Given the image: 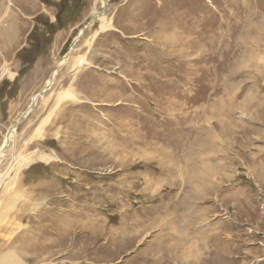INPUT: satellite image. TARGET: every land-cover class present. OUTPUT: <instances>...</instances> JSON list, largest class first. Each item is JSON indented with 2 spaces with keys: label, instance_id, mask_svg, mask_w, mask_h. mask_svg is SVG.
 I'll use <instances>...</instances> for the list:
<instances>
[{
  "label": "rangeland",
  "instance_id": "obj_1",
  "mask_svg": "<svg viewBox=\"0 0 264 264\" xmlns=\"http://www.w3.org/2000/svg\"><path fill=\"white\" fill-rule=\"evenodd\" d=\"M49 6L12 54L0 37L2 247L27 264H264V0Z\"/></svg>",
  "mask_w": 264,
  "mask_h": 264
},
{
  "label": "crops",
  "instance_id": "obj_2",
  "mask_svg": "<svg viewBox=\"0 0 264 264\" xmlns=\"http://www.w3.org/2000/svg\"><path fill=\"white\" fill-rule=\"evenodd\" d=\"M47 1L48 4H46L44 0H0V19L3 17L6 19V22L0 28V37L3 39L2 43H4V47L6 49L11 48V50H5V53L10 54L18 48L19 43L21 42V37H23L22 33L26 31L24 30V24L27 21L26 15L29 14V21H32L34 26L35 16L40 14L41 10L45 12L48 9L49 13L55 12V7L52 8L49 5L53 3L54 6V4L60 0ZM51 19L53 20V18ZM28 32L29 34L32 33L31 30ZM28 32L25 33V35H27ZM16 53L17 51L13 54L15 55ZM16 255V250H9L7 245L2 247L0 243V264H27L21 261V259Z\"/></svg>",
  "mask_w": 264,
  "mask_h": 264
},
{
  "label": "bare ground",
  "instance_id": "obj_3",
  "mask_svg": "<svg viewBox=\"0 0 264 264\" xmlns=\"http://www.w3.org/2000/svg\"><path fill=\"white\" fill-rule=\"evenodd\" d=\"M103 3H104V5H106V2H104L103 1ZM97 14V13H96ZM95 14V15H96ZM94 15V16H95ZM99 20L102 22V24H104V21H105V18H103L102 17V15H100L99 14ZM97 17V18H98ZM96 18V17H95ZM94 18V19H95ZM93 19V20H94ZM93 25V24H92ZM89 27V26H88ZM112 27L109 25V26H104V25H102V29L103 30H107V29H111ZM82 33V32H81ZM77 63H78V61H77ZM63 64V61H61V62H59L58 63V66L59 65H62ZM6 72H8V70L7 69H4L3 70V73L5 74ZM57 74H58V69L56 68L54 71H53V73L51 74V76H50V78L48 79V81H47V83H46V86L43 88V90L39 93V94H36V95H34V97L32 98V101H31V103H30V106H29V108H28V111L22 116V119H24L30 112H31V109L37 104V102H38V100L40 99V98H42V97H44V95L46 94V92L51 88V86L53 85V83H54V79H55V77L57 76ZM2 76H4V75H2ZM104 90H102V92H103ZM105 92V91H104ZM104 93H102V95H103ZM110 98V100L111 101H113L114 100V98L115 97H112V96H110L109 97ZM109 100V101H110ZM21 119H19L18 120V122L20 121ZM15 137V133H14V127H12L10 130H9V132H8V134H7V136H6V143H9L13 138ZM124 145V147L123 146H120L119 147V149H117V150H124V148H129L128 147V144H123ZM6 147V146H5ZM3 149L4 148H1V151H0V156L3 154L2 153V151H3ZM117 150H115V152L117 151ZM3 156V155H2ZM41 160H44V161H47V162H49V161H51V158L52 157H50V156H47V155H40V156H38ZM32 160H30L29 159V162H31ZM192 169V168H191ZM165 170H168L167 172H171V171H173V170H175L174 168H171V169H165ZM13 178V177H12ZM2 181H3V178H2ZM2 181H1V184H0V187H1V185H2ZM8 183H10V182H8ZM13 183V182H12ZM188 183H189V185H192V183H193V178H190L189 180H188ZM14 184V183H13ZM4 185V184H3ZM2 185V186H3ZM9 185V184H8ZM11 185V184H10ZM9 185V186H10ZM7 186V185H6ZM2 189V188H1ZM193 195V194H192ZM169 198H170V196H169ZM174 198V197H173ZM199 198V197H198ZM164 200H165V198H164ZM176 200V199H175ZM191 200H193V198H191ZM182 201V200H181ZM183 202V201H182ZM192 202V201H191ZM185 203H187V202H185ZM189 204H192V203H189ZM188 204V205H189ZM169 205V204H168ZM172 207L171 208H166L165 209V211H164V213H168V211L169 210H171L172 211V213H174L175 214V216H177L178 217V214H179V210L183 207L182 206V204L181 203H179V202H176L175 204H172L171 205ZM185 207V206H184ZM183 207V208H184ZM193 207V206H192ZM191 207V208H192ZM160 209V208H159ZM187 209V208H186ZM190 209V208H189ZM193 209V208H192ZM156 210V209H155ZM154 211V210H153ZM191 211V210H190ZM152 212V211H151ZM158 212V211H157ZM186 215H187V213H186ZM193 217V216H192ZM194 218V217H193ZM85 220H88V218H87V216H86V218H85ZM192 220V219H191ZM77 221H80V223H82V220H77ZM193 221V220H192ZM189 225V224H188ZM192 225V224H191ZM83 226V225H82ZM93 227V226H92ZM171 227V226H170ZM173 227V226H172ZM87 228H89V227H87ZM125 234V233H124ZM126 236V235H125ZM135 238V237H134ZM113 242L115 243L116 242V239L115 238H113ZM112 245V244H111ZM162 247V246H161ZM161 247H158L157 249H155V250H153V249H151V250H149L148 251V253H154L155 251H159L158 249H161ZM164 247V246H163ZM162 247V248H163ZM168 247V246H167ZM170 247H172V248H174L175 250L179 247V245L176 243V244H174V245H171V246H169V249H170ZM172 248H171V250H170V253H172L171 251H173L172 250ZM168 251V250H167ZM169 255V254H168ZM172 255V254H171ZM174 255V254H173ZM147 259V258H146ZM158 261H160V260H158Z\"/></svg>",
  "mask_w": 264,
  "mask_h": 264
},
{
  "label": "built area",
  "instance_id": "obj_4",
  "mask_svg": "<svg viewBox=\"0 0 264 264\" xmlns=\"http://www.w3.org/2000/svg\"><path fill=\"white\" fill-rule=\"evenodd\" d=\"M1 181H2V177H0V184H1Z\"/></svg>",
  "mask_w": 264,
  "mask_h": 264
},
{
  "label": "trees",
  "instance_id": "obj_5",
  "mask_svg": "<svg viewBox=\"0 0 264 264\" xmlns=\"http://www.w3.org/2000/svg\"><path fill=\"white\" fill-rule=\"evenodd\" d=\"M34 33V32H33ZM33 33L31 34V37L33 36Z\"/></svg>",
  "mask_w": 264,
  "mask_h": 264
}]
</instances>
